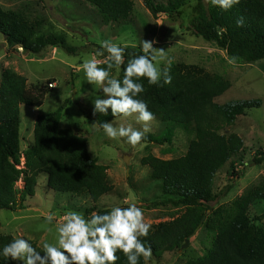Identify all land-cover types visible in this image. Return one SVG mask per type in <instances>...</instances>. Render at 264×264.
I'll return each mask as SVG.
<instances>
[{"label": "trees", "instance_id": "16d2710c", "mask_svg": "<svg viewBox=\"0 0 264 264\" xmlns=\"http://www.w3.org/2000/svg\"><path fill=\"white\" fill-rule=\"evenodd\" d=\"M97 9L105 25L127 22L134 13V0H80ZM192 0H142L145 8L157 18L160 14L179 21L182 8ZM196 15L191 21L194 36L208 43H214L236 62L254 64L264 60V0H240L229 11L206 5L196 0ZM243 17V27L236 21ZM42 22L33 21L20 11L8 10L0 4V34L6 39L8 49L18 52L21 48L28 53L40 55L49 49H64L75 54L63 34L42 33ZM94 54L101 46L94 45ZM143 54L141 49L126 47L125 63L134 56ZM107 53L98 56L104 60L98 66L107 67ZM115 67L111 70L114 77ZM171 84L150 85L141 79L144 99L155 118L166 126L160 136H149V140L160 146L170 144L176 129H181L192 139L185 155L179 158L162 159L153 154L145 156L141 163L151 168V179L161 182L165 196L183 213L170 221L161 222L150 229L142 238L146 247L152 249V256L161 258L165 253L180 250L187 240L191 241L202 227L212 236V247L204 256L189 260L186 264H264V215L252 218L251 208L264 201V184L253 187L228 205L212 206L231 190L217 194V174L233 158L245 149V143L236 133L223 135L220 132L235 125L239 117L246 116L253 108H260L261 101H239L219 105L215 100L224 95L232 83L222 75L211 73L195 64H171ZM115 78V77H114ZM30 87L28 79L16 70L7 68L1 72L0 83V211H17L22 204L36 196L38 179L47 177L50 189L60 193L87 194L97 204L106 195L114 193L108 167L93 159L88 150L89 140L73 129L60 126L67 106L64 103L55 112L37 117L34 140L25 151L22 150L21 107L41 108L52 91L49 84ZM54 90V89H53ZM98 126L113 120L102 114L87 115ZM119 117L115 118L118 119ZM22 159L25 160L24 167ZM254 161H264L260 152ZM23 189L18 188L19 182ZM162 205H165L163 203ZM92 212L97 209L93 207ZM108 210H98L104 214ZM12 235L0 236V248L11 242ZM37 249L42 248L30 241ZM116 264H127L123 253ZM0 264H5L0 258ZM139 264H147L141 257Z\"/></svg>", "mask_w": 264, "mask_h": 264}, {"label": "rangeland", "instance_id": "374dc122", "mask_svg": "<svg viewBox=\"0 0 264 264\" xmlns=\"http://www.w3.org/2000/svg\"><path fill=\"white\" fill-rule=\"evenodd\" d=\"M135 10L131 18L120 24L105 25L97 9L80 0H0L8 9L20 11L33 21L42 22V33L63 34L70 46L77 49L74 54L64 49H49L47 53L34 55L22 48L16 51L8 49L6 39L0 34V83L1 72L7 68L16 70L28 79L30 87L46 86L49 80L57 86L47 95L41 108L22 106V150L25 151L34 140L35 122L38 116L55 112L67 103L60 126L73 129L77 134L88 138V150L93 159L108 167L110 182L115 191L100 199L97 204L85 194L60 193L50 189L47 177L38 179L36 196L28 198L22 209L17 211H0V236L12 235L33 241L42 248L44 242H55L56 221L69 211H77L85 216L98 210H110L113 206L136 204L143 209L145 221L153 226L170 221L183 213L169 203L176 197L165 196L161 182L151 179V168L142 165L141 160L153 154L162 159L179 158L186 154L192 135L176 129L172 142L160 146L150 142L149 136H160L166 126L155 118L151 131L146 134L141 144L133 147L123 139H108L103 130L88 119L93 113L91 98L99 94L100 89L86 82L80 67L85 59L94 55L101 42L109 40L121 46L141 49V40L158 41L154 47L166 50L171 64H195L211 73L222 75L232 83V87L215 102L226 105L239 101H261L260 108H253L246 116L239 117L235 125L225 128L220 133H236L245 143V149L233 158L216 176L215 192L221 194L229 187L231 190L212 204L214 208L228 205L241 197L250 188L264 184V161L257 164L254 159L264 152V60L254 64L236 62L214 43H208L193 35L191 21L196 15L197 1L192 0L182 8L179 21L160 14L155 18L142 0H134ZM205 4L206 0H204ZM98 59V58H97ZM101 63L104 60L98 59ZM170 64V65H171ZM162 63L161 67H168ZM118 69L114 75L119 76ZM115 126H128L140 129L134 117L118 118ZM129 158L127 165L125 160ZM25 160L22 159L24 167ZM24 183H18L23 189ZM127 202V203H125ZM165 203V205H162ZM97 211L95 213H97ZM55 215L52 224H47L45 216ZM252 218L264 215V201H259L251 208ZM212 247L211 233L202 227L190 241L185 250L165 253L161 258L152 255L146 259L147 264H186L205 255Z\"/></svg>", "mask_w": 264, "mask_h": 264}, {"label": "clouds", "instance_id": "9594fccd", "mask_svg": "<svg viewBox=\"0 0 264 264\" xmlns=\"http://www.w3.org/2000/svg\"><path fill=\"white\" fill-rule=\"evenodd\" d=\"M212 7L229 11L240 0H206ZM245 23L241 16L237 19V27ZM158 41L141 40L143 54L132 57L123 67L122 78H114L111 70L120 69L125 63L127 45L104 40L101 50L80 65L88 84L100 89L99 94L91 98L93 115L111 116L113 120L99 124L105 136L113 141L124 140L135 147L141 144L146 134L151 131L150 124L155 115L148 108L144 99L139 98L145 92L141 79L150 85L171 84V61L166 50L154 47ZM107 53V67L98 66V56ZM162 63L169 65L161 67ZM134 117L141 125L140 129L131 125L115 126V118ZM95 127V123H93ZM127 203V202H125ZM55 215L45 216L47 224H52ZM152 225L145 221L143 209L136 204L113 206L104 214L91 213L85 216L77 211H69L56 221L55 242H44L42 251H37L29 239L14 238L0 248V258L5 264H116L120 259L118 252L123 253L127 264H139L141 257L147 259L152 255L150 246L142 238L149 235Z\"/></svg>", "mask_w": 264, "mask_h": 264}, {"label": "water", "instance_id": "95a60500", "mask_svg": "<svg viewBox=\"0 0 264 264\" xmlns=\"http://www.w3.org/2000/svg\"><path fill=\"white\" fill-rule=\"evenodd\" d=\"M128 159L129 158H126V160H125V162H126L127 165L129 164V160ZM189 244H190V241L187 240L186 243H185V245L181 248V250L182 251L185 250L189 246Z\"/></svg>", "mask_w": 264, "mask_h": 264}, {"label": "built area", "instance_id": "2783aa9c", "mask_svg": "<svg viewBox=\"0 0 264 264\" xmlns=\"http://www.w3.org/2000/svg\"><path fill=\"white\" fill-rule=\"evenodd\" d=\"M56 86H57V84L54 82V83H52V84H49V89H55L56 88Z\"/></svg>", "mask_w": 264, "mask_h": 264}, {"label": "crops", "instance_id": "0c3cea01", "mask_svg": "<svg viewBox=\"0 0 264 264\" xmlns=\"http://www.w3.org/2000/svg\"><path fill=\"white\" fill-rule=\"evenodd\" d=\"M56 50V49H55Z\"/></svg>", "mask_w": 264, "mask_h": 264}]
</instances>
